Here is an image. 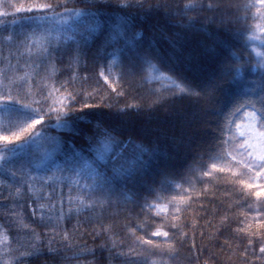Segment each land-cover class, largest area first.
Here are the masks:
<instances>
[{
	"label": "trees",
	"instance_id": "1",
	"mask_svg": "<svg viewBox=\"0 0 264 264\" xmlns=\"http://www.w3.org/2000/svg\"><path fill=\"white\" fill-rule=\"evenodd\" d=\"M48 2L58 0H0V12L10 13L6 17L0 16V21L9 22L7 30L0 25V101L7 100L11 93L21 104L48 112L50 106L59 110L61 101L75 93L71 107L64 109L72 117L79 116L72 130L64 126L63 118L58 121L53 112L45 117L46 125L51 126L43 129L38 126L37 131H44L46 137L58 138L62 152L82 150L90 158V129H95L101 122L115 126L116 140L122 142L115 149L117 152L122 151L125 157L132 158L143 149L144 159L149 161L150 176H155L161 167L173 174L163 184L159 199H148L150 204L160 208L166 206L167 211L153 208L141 213L135 203L136 194L145 195L144 185L130 180L124 194L113 197L110 205L71 214L67 202L69 186H64V215L61 218V185L56 183L43 188L44 194H52V200L38 202L46 207L43 219L38 211L33 223L32 208L28 207L31 201L24 195L16 196L18 182L27 179L18 171L24 154L12 156L0 152L16 162L9 167L17 172L15 179L6 175L4 161L0 160V225L13 222L11 229L0 226V264H17V258H20V264H126L127 257L121 253H127L130 247L138 253L133 258L140 264H264V253L260 252L264 244V180L256 179L254 173L235 165L227 152L219 148L211 158L205 155L208 146L215 143V130L223 127L225 138L231 137L245 112L251 111L241 105L258 99L259 84L264 79V68L260 67L264 60V33L257 25L264 23L261 19L264 9L257 5L247 10L241 7L237 11V5L254 4L255 0H199L205 8L215 2L221 9L187 11L182 16L177 14L175 21L167 25L157 24L154 18L144 16L130 19L136 27L127 32L129 38L133 33L143 32V36L138 37L141 44L156 50L166 63L183 66L186 77L195 83H209L219 77V69L226 63L240 68L239 73L231 72L218 79L219 87L215 91L174 95L179 91L178 81L155 61L154 67H145L147 80L143 83L139 76L135 80L121 79L118 53L115 58L104 61L84 57L76 60L73 55L61 53L57 59L62 62L55 63L54 67L48 61L35 67L38 63L35 48L29 57V49L21 45L23 37L18 35L27 31L20 26V18L26 14L15 13V8ZM59 2H66L68 8L85 9L93 0ZM118 2L95 0L97 4L115 5ZM158 2L172 5L175 12L177 6L183 9L194 0H147L145 7ZM225 9H228L227 18H240L227 30L220 26ZM101 16V29L89 43L93 52L107 38L109 26L116 23L115 14L110 16L103 12ZM13 19L18 21L16 25L10 23ZM189 21L191 27L176 26L186 25ZM253 36L255 39H250ZM121 45L122 40L107 51L116 52ZM101 65L104 76L100 75ZM104 77H108L107 83ZM18 91L20 96H17ZM120 92L125 95H118ZM246 92L249 93L247 96L244 95ZM49 93L47 103H35ZM237 100L240 103L234 104ZM256 107H259L258 103ZM16 119L14 111L0 108V128ZM58 123L59 128L55 127ZM53 147L52 140L41 139L28 148V153L39 162L43 153ZM91 147L100 145L93 140ZM55 159L62 162V153H57ZM213 163L224 167L225 171H214ZM230 167L231 171L228 170ZM48 168L47 163H42L32 170L31 175L36 177L32 181L35 190L41 188L40 177L53 176ZM204 171L210 172V176L205 177ZM181 174L185 179L179 178ZM55 175L59 177L61 173ZM79 183L90 184L91 179L81 178ZM71 189V195L80 194L75 185ZM22 191H26V185ZM258 192L261 195H256ZM173 196L185 199L178 205L170 204ZM139 202L143 203V200ZM20 203L24 204L23 209ZM51 203H55V208L49 211ZM173 223L177 225L175 229ZM109 227L111 231L106 232ZM157 230L168 231L169 238L151 237ZM141 237L151 238L159 246L140 248L136 242ZM22 253L31 254L21 257Z\"/></svg>",
	"mask_w": 264,
	"mask_h": 264
},
{
	"label": "snow or ice",
	"instance_id": "2",
	"mask_svg": "<svg viewBox=\"0 0 264 264\" xmlns=\"http://www.w3.org/2000/svg\"><path fill=\"white\" fill-rule=\"evenodd\" d=\"M86 2V0H83ZM147 0H136L135 3H130L129 0H119L115 5L111 3L97 4L95 0L85 9L68 8L66 2L56 3H32L27 6H20L15 8V13H23L20 18V26L26 28L27 31L21 32L18 35L22 36L21 45L28 48V55H33L32 49L35 48V55L38 58V63L35 67L43 65L46 61L52 63L54 67L55 63L62 62L61 59H57L61 53H67L73 55V58L79 60L80 57H84L86 60L96 61L109 60V58H115L117 53L119 54L120 62V78H128L129 80H135L137 76L140 77L141 83L147 80L144 75L145 67H154L153 61L161 66V68L170 74L171 78H175L178 81L177 88L179 91L174 95H199L202 92L215 91L219 84L218 79L223 78L231 72L239 73V67H233L232 63H226L219 69L220 76L214 77L209 83H195L189 80L186 75V69L183 66L177 64L166 63L151 47L144 46L138 40V37L143 36V32L133 33L132 37L127 36V32L136 27L135 24L130 22L135 20L139 16H144L146 19L154 18L157 24H170L175 21V16L180 14L181 16L187 11L197 10H212L220 11L221 5L219 3H211L205 8L202 2L194 0L184 5L183 9L176 7V11L173 12L172 5L167 3H155L149 4L145 7ZM259 5L261 9H264V0H255V3H249L244 5H237V11L240 8L251 9ZM57 9H63V11H57ZM92 9H95L93 11ZM107 12L110 16L115 14L116 23L111 24L108 29V36L100 45L99 48L93 52L89 47L90 41L93 39L94 34L101 29V21L103 17L101 13ZM225 18L221 20L220 26L227 30L233 22H239L240 18L235 17V20L229 19L228 9L224 10ZM8 12H0V16H8ZM261 19L264 21V14H261ZM90 21V22H89ZM12 25L18 23L13 19L10 22ZM9 22L0 21V25H3L4 30H7ZM192 22L189 21L186 25H176L177 27H191ZM258 29L264 33V23L257 25ZM8 39H11L10 37ZM255 39V36L250 37ZM123 41V45L117 48L116 52H108L107 49L113 45H116L118 41ZM74 46V47H73ZM242 59V57H238ZM260 67L264 68V60L260 62ZM35 70V69H34ZM100 75L104 76V67L101 65ZM87 79V77H85ZM105 83L108 82V77H104ZM116 91V89H113ZM256 93L255 89L250 90ZM246 92L244 95L247 96ZM118 95H125L124 92L118 93ZM258 99L256 101H246L241 107H249L251 111L247 113L248 123L243 132L240 135L243 137V143L238 148L231 147L232 137L225 138V129L223 127L215 130V143L208 146L205 150V155L211 158V154L216 149H221L227 152V156L231 161H234L235 165L247 169L248 173H254V177L259 180H264V79L259 84ZM17 96H20V92H17ZM51 93L45 96L42 101H35V103H47ZM76 99V94L71 93L61 101V107L57 110L55 107L50 106L48 112H45L43 108L32 109L28 104H21L19 99H13L11 93L8 94V99L0 101V108L5 111H14L17 114L15 121H9V123L0 128V144L3 145L0 148V152L9 153L12 156H17L20 153L24 155L20 159V167L18 171L22 177L27 179L23 182H18L16 188V196L24 195L27 200L31 201L28 207L32 208L33 220L35 223V216L37 212H41V219H43V210L45 204H39L40 200L51 201L52 194H44L43 188L45 186H51V184L60 183V216L64 215L63 206V187L69 186L68 195V212L71 214L73 211L79 213L83 209L95 210L97 206L103 208L105 204L110 205L113 197L122 196L124 189L127 188L128 181L135 180L144 185V196L136 194L135 206L139 207L140 212L144 213L147 210L157 208L162 211H167V207L160 208L159 205L150 204L148 202L149 197L156 200L159 199V194L164 190L163 184L167 181L170 175H173L165 167H161L155 176L148 174L149 161L144 159V150L140 149L137 154L132 158H127L124 153L117 152L115 149L120 146L122 142L116 140V127L111 124L101 122L95 129H90L91 135L89 137V156H85L82 150H71L68 152H62L61 141L58 138L46 137L44 131H37L38 126L43 129L46 125V116H50L53 112L57 116L59 121L64 119V126L70 131L74 127L75 119H79V116L72 117L64 111L65 108L71 107V102ZM65 101H68L67 103ZM235 103H240L239 100ZM259 107H256V104ZM85 107H89L85 105ZM126 107H132L126 105ZM123 111V110H121ZM30 121V123H29ZM55 127L59 128L61 125L58 123ZM240 126L237 125V128ZM230 131V129H229ZM49 139L52 140L54 147L50 151H45L40 157L39 162L33 160L28 153V148L35 145L38 140ZM95 140L100 147H91L92 141ZM139 147V146H138ZM57 153H62V162H57L55 156ZM199 155V153H197ZM237 156L240 158L237 159ZM196 156L193 157V160ZM0 160L4 161L3 171L6 175L10 174L13 179L16 178L17 172L12 171L10 165L16 163L10 158L0 155ZM42 163L49 165L48 171L53 172V176L50 178L40 177L41 188L35 190L33 188L32 181L36 177L31 175L34 168H39ZM111 165V166H109ZM203 167V165H201ZM214 171L223 173L224 167H218L215 163L211 165ZM191 171V168L188 169ZM231 171V167L228 169ZM56 172L61 173L59 177L55 175ZM68 173V175H64ZM205 177L210 176V172L204 171ZM235 176V173H233ZM76 179L73 180L72 177ZM83 178L85 180L91 179V183H85L81 185L79 180ZM175 178V177H173ZM181 180L185 179L184 175H180ZM123 181V184H121ZM26 185V191H22ZM75 185L78 190V195H71V186ZM249 186H252L251 183ZM98 194V195H97ZM261 195V193H256ZM10 196L12 194L10 193ZM143 203H140V200ZM184 197L173 196L169 201L170 204H177L184 201ZM14 199V203H15ZM33 204H38V207H33ZM22 209L23 203L19 205ZM55 208V203L48 205V210L51 211ZM134 210V209H133ZM176 211H180L177 206ZM151 218V217H149ZM174 219H178L175 217ZM5 228L11 229L13 222L9 221L7 224L0 225ZM177 225L172 224V228L175 229ZM139 230V226H137ZM106 232L111 231V227L105 229ZM175 235V233H173ZM151 237H164L169 238L168 231H153ZM137 246L143 248L145 245L150 247H158L151 238L145 239L141 237L137 242ZM260 252L264 253V244L260 248ZM31 253H22L24 255H30ZM127 257L126 264H140L137 259H134L136 253L135 248L130 247L127 253H121ZM17 264H20V258H17Z\"/></svg>",
	"mask_w": 264,
	"mask_h": 264
},
{
	"label": "rangeland",
	"instance_id": "3",
	"mask_svg": "<svg viewBox=\"0 0 264 264\" xmlns=\"http://www.w3.org/2000/svg\"><path fill=\"white\" fill-rule=\"evenodd\" d=\"M247 113L248 112H245V114L241 118L240 120L241 122L238 124L240 127L239 128L236 127V129L231 134V137H233V139L231 140V147L238 148L239 145L243 143V137L240 135V133L243 132L247 126L248 123ZM237 157L240 158L239 156Z\"/></svg>",
	"mask_w": 264,
	"mask_h": 264
}]
</instances>
